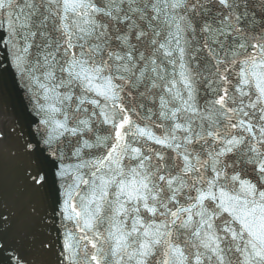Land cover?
<instances>
[{
  "label": "snow or ice",
  "instance_id": "snow-or-ice-1",
  "mask_svg": "<svg viewBox=\"0 0 264 264\" xmlns=\"http://www.w3.org/2000/svg\"><path fill=\"white\" fill-rule=\"evenodd\" d=\"M0 264H264V0H0Z\"/></svg>",
  "mask_w": 264,
  "mask_h": 264
},
{
  "label": "water",
  "instance_id": "water-1",
  "mask_svg": "<svg viewBox=\"0 0 264 264\" xmlns=\"http://www.w3.org/2000/svg\"><path fill=\"white\" fill-rule=\"evenodd\" d=\"M0 88L5 89V98L7 99V102L9 104L12 103H18V98L16 96L15 91L12 88V85L10 82H6L4 84H0Z\"/></svg>",
  "mask_w": 264,
  "mask_h": 264
}]
</instances>
